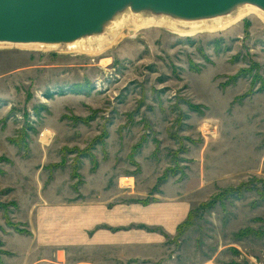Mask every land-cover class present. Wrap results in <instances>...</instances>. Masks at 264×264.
Returning <instances> with one entry per match:
<instances>
[{
    "label": "rangeland",
    "instance_id": "374dc122",
    "mask_svg": "<svg viewBox=\"0 0 264 264\" xmlns=\"http://www.w3.org/2000/svg\"><path fill=\"white\" fill-rule=\"evenodd\" d=\"M116 38L0 43V264H264V22Z\"/></svg>",
    "mask_w": 264,
    "mask_h": 264
},
{
    "label": "water",
    "instance_id": "95a60500",
    "mask_svg": "<svg viewBox=\"0 0 264 264\" xmlns=\"http://www.w3.org/2000/svg\"><path fill=\"white\" fill-rule=\"evenodd\" d=\"M245 4L264 12V0H0V43L67 46L106 35L126 12L199 21Z\"/></svg>",
    "mask_w": 264,
    "mask_h": 264
},
{
    "label": "bare ground",
    "instance_id": "6f19581e",
    "mask_svg": "<svg viewBox=\"0 0 264 264\" xmlns=\"http://www.w3.org/2000/svg\"><path fill=\"white\" fill-rule=\"evenodd\" d=\"M250 13H256L264 22V12L250 4L242 5L228 15L199 21H176L166 16L157 17L145 13L126 12L115 19L108 31L105 32L107 33L106 35L103 34L104 36L92 40H78L66 47L71 50L83 51L89 54H100L105 51L104 48L108 45H113V41L117 39L116 37L118 34L126 27H131L137 31L150 26H160L183 36H191L208 30L226 28Z\"/></svg>",
    "mask_w": 264,
    "mask_h": 264
},
{
    "label": "crops",
    "instance_id": "0c3cea01",
    "mask_svg": "<svg viewBox=\"0 0 264 264\" xmlns=\"http://www.w3.org/2000/svg\"><path fill=\"white\" fill-rule=\"evenodd\" d=\"M153 208V207H152ZM158 208V212L156 213L158 216H161V213H162V210H164V208L160 205V206H158L157 207ZM171 208H173V207H171Z\"/></svg>",
    "mask_w": 264,
    "mask_h": 264
},
{
    "label": "built area",
    "instance_id": "2783aa9c",
    "mask_svg": "<svg viewBox=\"0 0 264 264\" xmlns=\"http://www.w3.org/2000/svg\"><path fill=\"white\" fill-rule=\"evenodd\" d=\"M123 185H125L126 187H128V183H127V180L125 181V183H123Z\"/></svg>",
    "mask_w": 264,
    "mask_h": 264
}]
</instances>
